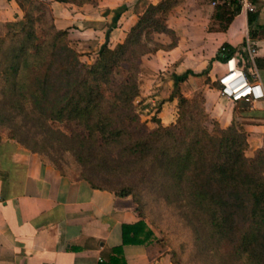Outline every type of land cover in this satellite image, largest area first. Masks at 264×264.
Segmentation results:
<instances>
[{"label":"trees","instance_id":"trees-1","mask_svg":"<svg viewBox=\"0 0 264 264\" xmlns=\"http://www.w3.org/2000/svg\"><path fill=\"white\" fill-rule=\"evenodd\" d=\"M15 1L21 22L0 35V141L15 140L71 179L131 195L140 218L122 223L123 243L164 252L156 233L163 227L147 205L154 203L175 210L187 233V258L173 247V264H264V142L248 155L242 123L214 119L208 127L204 93L188 97L180 91L190 70L173 73V122L163 124L153 115L155 124H148L135 102L142 56L176 45L167 18L182 0L149 3L113 47L106 34L91 63L81 60L68 30L55 24L49 0ZM239 11L236 0H219L211 17L225 29ZM255 13L247 16L248 34L264 37V24L252 28ZM152 31L172 39L161 43ZM222 45L216 57L224 62L240 50ZM238 64L249 68L241 51ZM52 152L67 153L76 173L65 171Z\"/></svg>","mask_w":264,"mask_h":264},{"label":"crops","instance_id":"crops-1","mask_svg":"<svg viewBox=\"0 0 264 264\" xmlns=\"http://www.w3.org/2000/svg\"><path fill=\"white\" fill-rule=\"evenodd\" d=\"M158 1L49 3L55 24L68 30L70 44L95 56L107 33L113 47L146 6ZM255 2L252 28L264 24V0ZM213 9L211 0H182L170 12L167 25L175 32L176 45L142 56L137 108L141 114L142 110L150 111L145 117L155 114L163 124L173 122L177 102L169 98L176 83L173 73L190 70L179 82L181 93L191 96L201 90L210 119L221 125L244 119L249 143L246 153L252 155L264 142V99L252 101L249 110H236L213 99V88L202 79L204 75L215 78L226 69L227 63L216 57L223 42L240 49L234 53L236 57L244 52L248 13L239 11L227 28L221 29L211 17ZM21 19L22 10L15 0H0V35L8 26L17 27ZM151 36L164 44L172 39L161 31H152ZM251 38L257 48L254 63L264 85V37ZM247 63L245 71L250 76L251 62ZM199 71L203 74H194ZM158 98L161 107L155 111ZM135 207L131 195L118 196L93 187L83 178L71 179L15 140L3 137L0 141V264H173L168 252L154 254L145 244L122 242V223L140 218Z\"/></svg>","mask_w":264,"mask_h":264},{"label":"rangeland","instance_id":"rangeland-1","mask_svg":"<svg viewBox=\"0 0 264 264\" xmlns=\"http://www.w3.org/2000/svg\"><path fill=\"white\" fill-rule=\"evenodd\" d=\"M69 42H70V39H69ZM91 52L92 51H90V52H88V51L82 52L81 51V56H80L81 60L86 62V63H91L93 61V57H94L93 55H92L93 57L90 56L92 54ZM220 67L221 66H218V68H220ZM164 71H165V69H164ZM123 73H124L123 69H119L118 75L119 76L123 75ZM215 78L212 76H209V75H204V77L202 79H204V81L207 83V85L209 87L213 88L212 98L217 99V102H219V104H221V105L222 104H228L230 106L233 105L236 110L237 109L249 110L252 108V106H253L252 101H244V100L232 101L228 97L221 95L218 92V88L213 86V85H217ZM196 91H201V90H196ZM188 97H190V96H188ZM135 102L139 108L140 102H137V100ZM160 104H161V100H159V98L156 99V101L154 102V105H153V110H155L154 108H156V107H157L156 109L159 110L161 107ZM149 109L152 110L151 108H149ZM157 110H155V111H157ZM149 113H150V111L142 110L141 116H142V118H144L148 121V124L154 125L155 123L151 120V117L153 115H150L149 117H145ZM154 116H155V114H154ZM213 120H214V118L208 120V122L206 123L208 127H211ZM234 120L236 122H239L242 124L245 123L244 119L243 120L234 119ZM248 120L251 121V119H248ZM149 122H152V123H149ZM252 122H255L256 124L258 123L257 121H254V120ZM51 156L53 157V159H56L57 163L60 164L64 168L65 171H68L71 174L76 173L77 168L73 164L71 157L68 156L67 153L64 154L62 152H52ZM45 158H46V160L49 161L48 156ZM147 205H148V208H152L154 211H156V213L158 214V217H159L158 221L161 223V225L163 227V232H160L159 230L156 229V233L158 236H160L162 238V243H163V245H161V244L160 245L158 244V245L163 248L164 252H168L170 256L172 254L171 252H172V249L174 247L177 251L181 252L180 253L181 258L186 260V258H187L186 257V251H187L188 246L185 245L184 241L187 237V233L184 229V225H183L181 219L176 214V211L173 210L172 208L165 206V205L154 204V203H147ZM164 243H166V244H164ZM182 248L184 251H182Z\"/></svg>","mask_w":264,"mask_h":264},{"label":"built area","instance_id":"built-area-1","mask_svg":"<svg viewBox=\"0 0 264 264\" xmlns=\"http://www.w3.org/2000/svg\"><path fill=\"white\" fill-rule=\"evenodd\" d=\"M218 1L211 0L214 5ZM236 1L240 4V11L245 14L255 12L257 9L255 0ZM242 49L244 50L242 53L243 59L251 62L250 76L238 64V56L236 57L233 54L225 61L227 63L226 69L215 78L219 84L218 92L232 101L264 99V85L261 81L259 70L254 63L257 48L250 35L245 36L242 42ZM220 50L224 51L225 47L221 45Z\"/></svg>","mask_w":264,"mask_h":264}]
</instances>
